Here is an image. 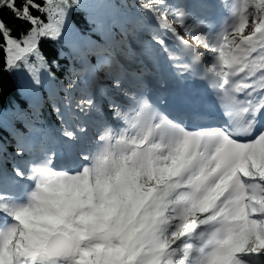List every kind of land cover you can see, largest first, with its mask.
<instances>
[{
	"label": "snow or ice",
	"instance_id": "6c2138e0",
	"mask_svg": "<svg viewBox=\"0 0 264 264\" xmlns=\"http://www.w3.org/2000/svg\"><path fill=\"white\" fill-rule=\"evenodd\" d=\"M227 5L213 34L170 0H0V71L26 102L0 106V264H264V0ZM141 155L149 234L112 238L93 201L29 239L27 194L50 198L66 156L95 190Z\"/></svg>",
	"mask_w": 264,
	"mask_h": 264
},
{
	"label": "clouds",
	"instance_id": "9594fccd",
	"mask_svg": "<svg viewBox=\"0 0 264 264\" xmlns=\"http://www.w3.org/2000/svg\"><path fill=\"white\" fill-rule=\"evenodd\" d=\"M171 146V145H170ZM177 157L174 163H178ZM153 160L137 156L131 166L112 175L107 169L108 180L102 188L92 189L86 182L77 183L67 179L71 174L67 170L51 169L52 176L43 199H32V193L40 189V181L28 192L29 199L25 206L34 210L21 214V222L28 228L30 240H38L37 233L43 231L38 227L42 224L57 222L69 204L93 206V201H102L100 208L105 212L104 227L112 238L131 244L135 240L149 234L154 225L155 208L159 207V196L154 195L155 189H145ZM143 180L144 183H139ZM0 232V236H3Z\"/></svg>",
	"mask_w": 264,
	"mask_h": 264
},
{
	"label": "trees",
	"instance_id": "16d2710c",
	"mask_svg": "<svg viewBox=\"0 0 264 264\" xmlns=\"http://www.w3.org/2000/svg\"><path fill=\"white\" fill-rule=\"evenodd\" d=\"M4 18L10 20L7 15V10H4ZM13 24L15 22L13 21ZM45 50L48 51L49 47L45 44ZM12 101L20 103L22 106L26 105V102L20 96V91L17 82V76L13 71H0V106H8ZM43 111V110H42ZM45 115L46 112L44 111ZM5 129L0 127V138L5 137ZM4 135V136H3Z\"/></svg>",
	"mask_w": 264,
	"mask_h": 264
},
{
	"label": "bare ground",
	"instance_id": "6f19581e",
	"mask_svg": "<svg viewBox=\"0 0 264 264\" xmlns=\"http://www.w3.org/2000/svg\"><path fill=\"white\" fill-rule=\"evenodd\" d=\"M186 0H182V2H179L178 4H175L174 2H172V0L170 1V3H172L173 5H177V6H182L184 7V3ZM192 2H195L194 0H192ZM212 8H215V6H213ZM208 10V8H200L199 5L194 4V8L193 7H189V10L187 11L188 13L192 14L191 20H203L206 23V19L208 18L206 11ZM183 34V33H182ZM74 163L71 162L69 164V166H73Z\"/></svg>",
	"mask_w": 264,
	"mask_h": 264
}]
</instances>
